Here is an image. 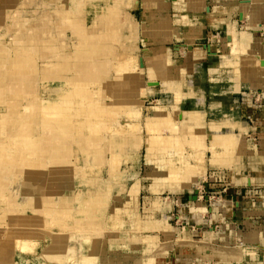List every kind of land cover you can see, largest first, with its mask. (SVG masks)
<instances>
[{"label": "crops", "instance_id": "crops-1", "mask_svg": "<svg viewBox=\"0 0 264 264\" xmlns=\"http://www.w3.org/2000/svg\"><path fill=\"white\" fill-rule=\"evenodd\" d=\"M43 1L57 9L56 15L52 12L56 23L37 25L27 21L30 31L34 27L33 36H22L26 41L15 48L0 42V112L3 105L20 103L17 90L27 83L34 82L36 88L41 81L50 88L55 84L59 91L48 96H68L84 82H96L104 64L113 60L114 68L123 57L121 61L131 62L136 69V78L117 83L113 95H122L119 100L124 106L142 105V144L139 149L124 147L130 159L121 166L119 182L111 185L109 209H131L134 205L141 221L150 217L165 221L170 238L162 235L163 241H158L164 245L154 256L155 264H264V0H80L81 14L75 20L86 24L95 37L102 38L109 30L96 20L98 16L106 10H111L113 17L118 15L116 27L110 28V35L115 36L107 43L111 46L85 44V32L77 34L69 26L72 19L62 13L72 11L75 0ZM19 4L20 0H0V17L4 9ZM39 59L46 62L43 68ZM113 76L119 75H109L108 80ZM180 93L184 98L178 101ZM23 98L31 106L38 95L29 92ZM112 101L108 98L106 103ZM19 109L8 110L14 113L6 120L0 113V195L7 196L3 200L0 197L4 205L0 204V212H9L0 224V264L18 263L19 243L32 249L23 254L28 264L36 258L43 264H53L47 263L46 255L58 240L63 243V252L73 249L76 256H81L87 237L101 248V252H95L96 264L146 263L149 254L145 244L127 241L132 231L130 218L123 219L126 227L116 229L105 226L106 215L95 223L87 222L85 227L77 224L78 217L70 224L66 221L60 229L49 225L42 209L49 215L59 210L58 202L51 201L58 193L48 191L54 190L50 188L54 187L53 179L70 177L74 169L83 168L70 159L78 155L77 161H84L92 143L79 136L72 140L68 128L67 135L62 134L46 123L37 107L24 119L29 121L28 126L26 122L21 125ZM168 117L177 123V134L186 136L181 154L193 175L181 192L172 193L164 186L155 193V179L163 178L161 184L165 185L170 175L165 176L149 160H161L166 149L159 144L150 148L147 139L154 133L148 131L146 121ZM121 119L126 128L131 124L127 117ZM16 125L21 128L14 134L10 128ZM159 129L164 138L172 134L163 125ZM31 133L40 139L27 137ZM230 139L235 140L236 150L226 156L225 152L216 154L214 143ZM30 140L34 145L24 149ZM44 150L55 159V153L65 154L62 173L60 161L52 162L54 158ZM197 153L202 161L199 172L194 159ZM71 164L74 166L69 168ZM61 187L62 195L67 194L68 184ZM135 187L138 193H132ZM32 190L36 192L28 198L33 197V205L39 206L21 211L26 201L24 193ZM167 193L171 198L163 197ZM75 198L68 199L70 207L78 202ZM155 202L161 208L154 210ZM167 211L178 213L174 217L181 227L175 229L167 223L163 216ZM147 235L145 231L143 236Z\"/></svg>", "mask_w": 264, "mask_h": 264}, {"label": "bare ground", "instance_id": "bare-ground-1", "mask_svg": "<svg viewBox=\"0 0 264 264\" xmlns=\"http://www.w3.org/2000/svg\"><path fill=\"white\" fill-rule=\"evenodd\" d=\"M76 3H78V2L76 1ZM77 6H78L77 4L74 5L75 8H77ZM71 13L66 12V13L62 14V16H64L66 19H72V21H70V26L74 29V31H76L77 34H79L81 32H85V31L88 34H91L89 37L88 43H85V44H96V43H104V42L111 43V40L115 38V36L110 35V28H111V26L116 27L115 26L116 25L115 18H117L118 15L116 14L115 17H113V14H112L113 12H111V10H106L104 15H102L101 17L98 16V19H96L97 21L100 22V25L104 26V29H106V30L109 29L105 33V36L102 38L95 37V35H93V32H90L91 30H89V29H86L85 31L82 30L81 24H83V23H81V21H79V20L78 21L75 20V19H77L76 16H79L81 14V11L79 8L75 11L72 10ZM116 38H117V36H116ZM79 41H80V39H79ZM120 52L123 54L122 50ZM119 56H120V54H119ZM119 56H118V58H119ZM134 57L136 59V56H134ZM121 59H119L120 61L118 60L119 66H117V64H116L117 68H115L116 66H114V68L111 67L112 62H114L113 60H111L110 64L109 63L104 64L103 67H106V70L101 73V76L98 78V80L95 82V84H92L93 86L96 87V88H94L92 86L95 89L94 93L87 91V89H86L87 86L85 85V83L82 86L79 85L77 88L74 89V91H72V93L75 92V96H72L73 97L72 103H74L75 108L71 107V105L68 101V96H66V95H61V96L55 95L56 99H52L48 95L47 96L46 95L40 96V93L38 92L39 88L38 87L36 88L35 83L34 84L33 83H27L26 87L22 86L18 90L15 89L18 91V94H20L21 91H23L22 88H26L24 91H27V93L36 90L37 95H38V99L40 98V100L36 101L35 103L34 102L31 103V106H35V108L36 107L39 108V110L44 114V119H45L46 123L56 127L57 130H59L64 135H67L66 129L68 128L69 130H72L71 135H73V134L80 135L79 137L81 140H88L92 143V151L94 153L93 156L92 157L88 156L85 158V160L83 162L79 163L80 165H84L83 169H81V170H83V175H85L87 173V170H88V172H90V169H91V172L93 173L92 168H90V165L93 166V164L97 160L101 161L102 165H103V163H107L108 168L110 170H112V172H113V170L118 171L117 168L121 165L119 163L120 160H122L121 158H123L124 156L127 155L124 147H128L129 145L131 147H133V146L137 147V146L142 144V139L140 136V125H139V123L132 124L130 122L131 124H129L126 128V126L124 125L125 123H122L120 121V119L124 118V117H127L128 118L127 120H134L136 118H139V116L141 115V112H142L141 111L142 105H136L135 104L136 106L135 105L134 106H131V105L124 106L121 104L122 101L119 100V99H123V96L118 95V94L113 95L114 87L117 85V83L126 84L127 82L136 78V74H134L135 73L134 71L136 69L134 70V67H132L133 66L132 63L130 62L132 65L131 66L128 61L127 62L125 60L121 61ZM131 59H132V57H131ZM131 59H130V61H132ZM115 63H117V60ZM108 70H110L109 71L110 73H107ZM113 74L119 75V76H113V78L111 77V79L108 80L109 75H113ZM139 88H140V86H139ZM69 89H71V88H69ZM170 89H172V88L170 87ZM108 98L113 100L109 104L106 103ZM183 98H184L183 94L180 93V95L178 97V101L182 100ZM74 101H76V102H74ZM66 103H69V105H67ZM69 107H70V110H69ZM8 110H12V109H8ZM159 110H160V108H159ZM31 112H32V110L30 111V113ZM11 113H14V112H8L7 111L4 115L1 116V117H3L2 119L6 120L7 117H11L12 116ZM173 113L175 115V111H173ZM176 113L178 114V112H176ZM168 114H170V113H168ZM28 116L29 115H26V116L23 115L20 118L21 120L23 119L22 124H25L26 120L24 121V119ZM36 120L40 121L39 119H35V121ZM40 122H43V121H40ZM161 125L165 126L172 133L171 136H169L168 138H164L163 136H160L159 127ZM146 126H147L149 132L154 133V136H151V140L148 143L150 148L152 146L155 147L156 144H159L160 146H164V148L166 149L164 151L165 157H161V160H155V159L151 160V158L149 159L150 161H153L152 163H155L162 171H164V173H166L165 176L170 175L167 178L168 183L165 185V188L168 189L172 193L183 190L189 184L190 176L193 175L192 168H190V166L187 162L188 160L185 159L181 154L182 149L185 147V146L183 147V141L185 142L186 136H181V135L177 134L178 125H177V123L173 122V120L170 117L166 118L165 120H157V119L148 118L146 121ZM13 127H12V129H10V131H13V129H14V131H13L14 134H15L17 128L18 129L21 128V126L20 127L13 126ZM33 128H34V125H32V129ZM31 135L27 136V137H31ZM24 137H26V135H24ZM32 137H34V134L32 135ZM177 138L180 139V145L179 146H175V141L177 140ZM100 139L104 140L105 143L103 144L102 142H100L99 141ZM72 140H74V139L72 138ZM214 144L216 147H218V151L216 152V154L220 153V152H223V153L225 152L224 155L226 156V153L230 154L232 149H234L235 140L230 139V140L224 141V142L216 141ZM61 148L62 147L58 146L57 150L61 151ZM148 150H150V149H148ZM234 150H236V149H234ZM149 152L151 153L152 151H149ZM232 152H234V151H232ZM45 153L47 154L46 151H45ZM50 154L51 153L48 152L47 155H49L51 157ZM55 157H56V159L54 157H51V158H54V159H51L52 162L57 161V163H58L60 161V164H61L62 163L61 159H64L65 154L63 152H58V153H55ZM124 159H123V162H125ZM194 159L196 160L197 166H199V167H197L196 171L199 172L201 170L200 165L202 164V161H201L198 153H197V156L195 155ZM24 161L25 160H23V162ZM94 166H96V164ZM58 168H60V167H58ZM95 173H96V171H95ZM162 179L163 178L155 179L154 184H153V190H152L155 193H157L158 188H159V184H161ZM53 181H54V184H56V186L54 185V187H55L54 188L50 185V188H52L54 190H48V191H55L56 190L55 194L58 193L55 197V201H57L58 205H59V210H58L57 216L60 219H62L63 222L69 221V218H71L72 214L74 213L73 214L74 218L80 217V216H88V220L85 221L84 223H82L81 221H78V223H81L82 225L87 224V222H91V221L95 223V221L99 219L98 218V215H99L98 211H101L104 208L109 209L108 200L106 201V199H104V197H102L103 192H104L101 189L102 180H95L94 179L91 181L90 180L89 181H81L77 177L71 183H67L65 180H60V179H58V180L53 179ZM107 182L110 183V181H107ZM73 183H77V187H76L77 189L73 188L69 185V184H73ZM65 184H68V187H69L68 192L69 193L67 192V194L64 193V195H62L63 194V189H62L63 187H61V186L65 185ZM111 185H112V182H111L110 186ZM81 188L83 190H87L89 194H85V198L78 203L77 207L76 206L70 207V201L69 200L67 201V199L70 198L71 194L73 196L76 195V198L78 199L82 195V189ZM134 189H136V188H134ZM132 193H137V190H134ZM133 196H134V194L132 195V197ZM66 201H67V204H66ZM154 207H155L154 210L159 209V207L161 208L160 203L156 202L154 204ZM127 210L128 209H125V208L115 209L114 207L113 208L110 207L106 221L109 222L113 226H115L117 224H119V225L125 224L124 220H123L124 217L129 218V216H131V219H132L134 216H136L135 214H137L135 209H131V212H128ZM42 213L45 214L46 217L48 216V218H50L51 214L49 215L48 213H46V210L44 211V209H42ZM54 218H56L55 214L53 215L52 221L54 220ZM1 221H3V220H0V223H2ZM49 221H51V220H49ZM133 224L135 225V227L139 231L144 229V223L142 224V222H140L138 220V216H137V218L134 219ZM149 227H151L152 231L161 232L165 236V239L170 238V229L166 230L165 228H163L162 226L159 225V222H157L155 224L152 223ZM155 240H157V238H153V237L152 238H147V237L142 238V241H145L147 244L153 243V245H155L154 251H152L153 255L149 256L146 260L147 262L143 263V264H155V257L154 256L158 255L160 253V251H159L160 249L159 248L156 249L157 241L155 242ZM85 243L86 244H84L85 247H83V251H82L83 253L81 254V256H76L73 249H69V252L68 251L63 252V250H64L63 243L55 245L53 247V253L57 254L58 257L56 259L58 262H60L62 259L61 254H68L70 256V253H71L72 256L70 258H73V259H70V260L72 262L75 261V258L77 259L80 257L81 261L84 264H94L96 256H95V253L93 250L95 249V247L97 248L96 245L98 242H96L95 240L89 239L88 241H85ZM170 244H171V242H169V245ZM20 246H19V248H20ZM87 247H90V249L88 250ZM28 250H29V248H27V250L25 248V251H28ZM30 250H32V249L30 248ZM19 256L21 257L23 255L21 254V255H18V257ZM19 259H18L17 264H26V262L23 263L25 261V260H23V258H22V260L21 259L19 260ZM35 261H37L36 262L37 264H43V262H39L40 260L39 261L35 260ZM58 264H60V263H58Z\"/></svg>", "mask_w": 264, "mask_h": 264}, {"label": "rangeland", "instance_id": "rangeland-1", "mask_svg": "<svg viewBox=\"0 0 264 264\" xmlns=\"http://www.w3.org/2000/svg\"><path fill=\"white\" fill-rule=\"evenodd\" d=\"M78 3H76L78 6H77V8H75V7H73V11H75V10H77L78 8L80 9V0H76ZM50 2H45V1H43V0H20V4H19V6L18 7H15V8H8V9H4V16H1L0 18V42H2V44L4 43V45L8 48H15V47H18V46H20L21 45V43H24L25 41H26V39H23V38H21L22 36L24 37V38H26V37H29V36H33L34 35V30H33V28L34 27H32L31 28V31H30V29H29V23H27V21H30V23L32 22H34V24H39V25H42V24H54V23H56L57 22V19H52V12L56 15V8H54V9H52L50 6ZM1 11H2V9H1ZM80 11H81V9H80ZM66 12H70L71 13V11H63V13L62 14H64V13H66ZM72 14V13H71ZM98 19V18H97ZM53 21H56V22H53ZM69 26H70V24H69ZM38 27V26H37ZM81 27H82V30L83 31H85L86 30V24L84 25V24H81ZM85 35H86V37H87V39H82V42H84V43H88V41H89V37H90V35L91 34H88L86 31H85ZM119 38H120V36L119 35H117V39L119 40ZM81 43V40L79 41L78 40V43ZM118 42V41H117ZM107 43H109V42H104V43H101V44H105L104 46H111L110 44H107ZM100 44V45H101ZM0 45H1V43H0ZM32 48H33V46H32ZM122 50V49H121ZM23 51H28V50H26V49H23ZM41 52V51H40ZM40 52H38V54L40 53ZM27 57V56H26ZM38 64H39V67L40 68H43L44 66H45V64H46V62L44 61V60H42V59H39L38 60ZM106 70V67H101V72H104ZM38 76H40V73H38ZM42 77V76H41ZM43 78V77H42ZM45 82V81H44ZM85 83V85L87 86V91L88 92H91V93H94V91H95V89L94 88H96L95 86H93L92 84H95V82H93V83H90V82H84ZM33 84H34V82H33ZM38 85L40 86L39 87V93H40V96L41 95H50V94H55V93H57L58 91H59V87L57 88V89H55V84H53L54 86H51V88H50V84H47L48 86H46L45 85V83H43V81H41V82H39L38 83ZM94 88H93V87ZM4 90L5 91H7L8 92V89L5 87L4 88ZM13 91H16L15 89L13 90ZM32 92H34V93H36V90H34V91H32ZM28 93H27V91H21V93L19 94V97L17 96V98H16V100H19V102L20 103H12L11 105H3L4 107H3V109L1 110L2 112H0L1 114H5L4 113V110H5V112H7L8 111V109H19L20 108V106H21V108L19 109V110H21V112H18V115L20 114V116L22 117L23 115H30L31 113L29 112L30 111V109H33L35 106H30L29 104H27V102L26 101H29V100H27V98H23V97H25V95H27ZM67 96V95H66ZM72 96H75V92H73L72 94H69L68 95V101H69V103H70V105H71V107H73V108H75V105H74V103H72V100H73V97ZM8 97L10 98V94H9V92H8ZM51 97V96H50ZM23 99L24 100H26V101H23ZM38 99V98H37ZM36 99V101H39L40 100V98L37 100ZM52 99H56L55 98V96H52ZM35 101V102H36ZM34 101H32L31 103H33ZM74 102H76V101H74ZM30 103V104H31ZM20 104V105H19ZM5 106H7L8 107V109H6L5 108ZM152 105L151 104H149L148 105V107H151ZM69 110H70V107H69ZM137 119V120H136ZM136 119H134V120H131L130 122L132 123V124H137V123H139V121H141V119H142V116L140 115L139 116V118H136ZM27 120V119H26ZM123 119H120V121L121 122H123L122 121ZM20 121V124H22V122H23V119L21 120H19ZM27 123L25 124L26 126H28V122L29 121H26ZM128 123H130L129 121H127ZM42 123V122H41ZM18 126H21V125H16L15 127H18ZM14 128V127H13ZM10 129H12V127L10 128ZM17 130H18V128L16 129V132H17ZM20 130V129H19ZM13 131H14V129H13ZM13 131H11L12 133H13ZM69 131H71L72 132V130H69ZM32 135L34 134V133H31ZM32 135H31V137H32ZM34 136H35V134H34ZM72 137L71 138H73L74 140H76L77 138H78V136H80V135H76V134H73V135H71ZM107 136V135H106ZM31 137H29V138H31ZM42 137H43V135H42ZM29 138H27L26 137V140L28 141L29 140ZM35 138L36 139H40V137L39 136H35ZM151 140V137L150 138H148L147 139V142L149 143V141ZM100 142H102L103 144L105 143L104 142V140H102V139H100L99 140ZM34 141H32V140H30V143H28V145H26L25 147H24V149H27V147L28 146H30V145H34ZM180 145V139L179 138H177V140L175 141V146H179ZM38 146H40V148L41 147H43V144H42V142H41V145H40V143L38 142ZM140 146L141 145H139V146H137L136 148H140ZM73 147H74V149L73 150H75V144L73 143ZM133 147H135V146H133ZM44 152H45V150H44ZM99 152V151H98ZM94 153H93V151H92V148L91 147H89V154H86L85 153V156H84V158H86V157H88V156H91V155H93ZM74 157H75V154H74ZM79 156L77 155L75 158H71L70 160L74 163L75 161H76V163H81V162H83V161H77V159L79 160ZM126 160H125V159ZM122 160H120V166L117 168L118 169V171L120 172V170H121V166L124 164V163H126V162H128L129 161V159H130V157H129V155H126V156H124L123 158H121ZM123 159H124V161L125 162H123ZM75 160V161H74ZM63 163V162H62ZM61 163V164H62ZM61 164H60V166H61ZM96 164V166H94ZM99 165V166H98ZM113 165V164H112ZM111 165V166H112ZM119 165V164H118ZM72 166H74V164H71V165H69V168H71ZM77 167V166H76ZM83 167V166H82ZM95 167V168H94ZM97 167V168H96ZM105 167V168H104ZM90 168H92V171H93V173L91 172V169H90V172H88V170H87V173L85 174V175H83V171L81 170V169H83V168H81V167H79L78 169H74L73 170V173H72V175L70 176V177H68V175H65V176H61L59 179L60 180H65L67 183H71V182H73L77 177L81 180V181H91V180H102V183H101V189L104 191L103 192V195H102V197H104V199H106V201L108 200V195L111 193V188H112V186H110V184H111V182H112V184H114V182L115 183H118L119 182V180H120V177H121V175L122 174H119V172L118 171H116V170H113V172H112V170H110L109 168H108V165H107V163H103V165H102V162L101 161H95V163L93 164V166H91L90 165ZM120 168V169H119ZM96 169V170H95ZM100 169V170H99ZM57 170V169H56ZM60 170H61V172L62 171H64L65 170V166L63 167V166H61L60 167ZM98 170V171H97ZM95 171H96V173H95ZM110 171V172H109ZM116 171V172H115ZM108 172H109V175H108ZM106 173H107V176H106ZM104 174V176H102ZM109 176V177H108ZM8 180V179H7ZM107 181H110V183H108ZM65 182V183H66ZM107 182V183H106ZM53 185H55L56 186V184H53ZM71 187H73V188H76L77 187V183H73V184H69ZM166 185V184H165ZM165 185H162V184H159V187H161L162 189H164V186ZM6 188L8 189V192H9V187H8V185H7V183H6ZM15 185H13L12 187H14ZM63 186V185H62ZM153 187V186H152ZM136 188V187H135ZM77 189V188H76ZM82 189V188H81ZM16 190H17V188H16ZM134 190H136V189H134L133 188V190H132V192L134 191ZM25 191V190H24ZM36 191H34V190H32V191H28V192H25L24 193V195L26 196V201H23V204H21V206H20V210L21 211H28V209L29 208H33V206H36L37 207V205L38 204H36V205H33V197H31V199L30 198H28L29 197V195L30 194H33V193H35ZM69 193V192H68ZM137 193H138V191H137ZM85 194H89L88 193V191L87 190H83L82 189V195L78 198V202H76V205H73V207L74 206H76L77 207V205H78V203L81 201V200H83L84 198H85ZM133 195V194H132ZM0 197H1V199H2V197L3 198H7V196H5V195H0ZM71 197H73V195L71 194L70 195V198ZM165 199H167V198H171V195L169 194V193H167V194H165L164 196H163ZM75 199H77V198H75ZM3 200V199H2ZM51 201H55V198H52L51 199ZM67 201H68V199H67ZM15 202V201H14ZM132 202H136L135 200H133ZM108 203H109V201H108ZM156 203V202H155ZM154 203V204H155ZM0 204H2V207H4V205H3V202H0ZM39 206V205H38ZM133 206V208H131V209H135V211H136V208H134V207H136V206H134V205H132ZM10 208H12V207H10ZM115 209H117V208H119L118 206H116V207H114ZM121 208V207H120ZM155 207L153 206V209H154ZM131 209H128L127 211L128 212H131ZM123 210V209H122ZM176 210H177V208H176ZM41 211V210H40ZM99 212V215H98V218L100 217V216H104V215H106L107 217H108V213H109V209L108 208H104L103 210H101V211H98ZM9 212H6V211H3V212H0V220H3V221H1L2 223L5 221V218L7 217V214H8ZM74 214V213H73ZM73 214H72V216H71V218H69V221H68V223L70 224V222H72V221H75V218L73 217ZM175 214H178V213H175L174 211H172V212H163V216H164V218L167 220V223H169V225L171 226V227H174L175 229L177 228V227H181V225H179V226H177V220L175 219V217H174V215ZM43 216L44 217H46V215L45 214H43ZM56 216V218H54V220L52 221V219H53V215L51 214L50 215V218H48V216L46 217V219L48 220V222H49V225H51L52 227H56V228H58V229H60L61 227H63V226H65V223L66 222H63V220L62 219H60L58 216H57V214L55 215ZM80 218L81 219H79V217H78V220L77 221H81L82 223H84L85 221H87L88 220V216H80ZM128 218V217H127ZM129 218H130V224H131V228H132V231H131V236L129 237V239H127V241H128V243H138V242H142V243H144V244H146V245H144L145 246V249H147V251H148V256L147 257H149V256H151V255H153V252L152 251H154V248H155V245H153V243L151 244V243H146L145 241H142V238H145V237H147V238H157V240H155V242L157 241V243H156V249H161L162 247H163V245H164V243L161 245V244H159L158 243V241L159 242H162L163 241V239H162V235L163 234H161V232H155V231H151V227H149L152 223H157V222H159V225L160 226H162L163 228H165L166 230H168L169 229V227L166 225V223H165V221H159V220H157V219H155V218H153V217H150V218H148L147 219V221H141L140 220V218L138 217V220L140 221V222H142V224L144 223V229H142V230H137V228L135 227V225L133 224V221H134V219L135 218H137V216H134L132 219H131V216H129ZM34 219V218H33ZM107 219V218H106ZM49 220H51V221H49ZM71 220V221H70ZM65 221V220H64ZM2 223H0V224H2ZM79 226H81V227H85V225L86 224H81V223H77ZM105 226H111V227H113L114 229H116L117 227L118 228H124V227H126L125 225L126 224H122V225H119V224H117V225H115V226H113V225H111L109 222H105ZM74 226H75V224H74ZM145 231H147L148 232V235L147 236H143V234H144V232ZM154 234V235H153ZM141 236V237H140ZM89 239H91L90 237H87V238H85V241H88ZM121 241V240H120ZM124 241V240H123ZM97 242V241H96ZM60 243H62V241H60V240H58V242L55 244V245H58V244H60ZM86 244V243H85ZM21 245V246H20ZM24 245V246H23ZM19 246H20V248H19ZM19 246H18V249H19V253L20 254H18V255H23V254H25L26 252L28 253V252H30L31 250H30V248H29V246L26 244V243H19ZM97 248L95 247V249L93 250L94 251V253L95 252H97L98 250L99 251H101L100 250V248H99V245H98V243H97ZM26 248V250H27V248H29V250L28 251H25V248ZM84 247H85V245H84ZM24 249V250H23ZM87 249L89 250L90 249V247H87ZM51 250L52 251H50V252H48L47 253V255H46V259L48 260V262L47 263H53V264H58V263H60V264H82L83 262L81 261V259H80V257L79 258H75V261L74 262H72L70 259H73V258H70L72 255H71V253H70V256L68 255V254H61V261L60 262H58L57 261V254L56 253H53V248H51ZM24 251V252H23ZM68 252H69V250H68ZM152 253V254H151ZM55 255V256H54ZM69 256V257H68ZM22 258H23V260H25L23 263H25L26 262V264H28L27 263V260L25 259V256L23 255V256H21ZM20 256L18 257V259L20 258L21 260H22V258H21ZM53 257V258H52ZM19 259V260H20ZM36 260H38L39 261V259L37 258ZM96 260L97 259H95V262H94V264H96ZM37 261H35V262H32L31 264H37L36 263ZM39 262H41V261H39ZM84 264V263H83Z\"/></svg>", "mask_w": 264, "mask_h": 264}, {"label": "water", "instance_id": "water-1", "mask_svg": "<svg viewBox=\"0 0 264 264\" xmlns=\"http://www.w3.org/2000/svg\"><path fill=\"white\" fill-rule=\"evenodd\" d=\"M205 187L208 188V184H206Z\"/></svg>", "mask_w": 264, "mask_h": 264}]
</instances>
